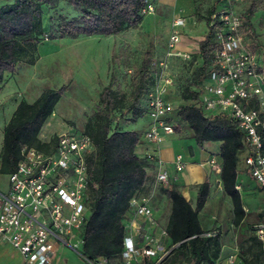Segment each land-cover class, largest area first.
<instances>
[{
  "label": "trees",
  "instance_id": "1",
  "mask_svg": "<svg viewBox=\"0 0 264 264\" xmlns=\"http://www.w3.org/2000/svg\"><path fill=\"white\" fill-rule=\"evenodd\" d=\"M60 1L8 0L0 7V80L9 72L15 73L23 62L30 65L37 62L39 41L47 33L45 7L55 8ZM68 3L77 14L73 17L59 15L51 24L50 39L121 34L140 25L145 17L143 8L149 3L157 6L158 0H68ZM235 5L241 7L236 8V12L242 18L241 33L249 48L263 51L252 18L257 12L264 11V0H247ZM225 6L224 0H217L207 16L200 17L208 26L205 38L199 44L202 66L194 72L193 81L181 93L185 103L177 106L173 113L177 119L189 124L199 146L211 141L222 142L220 178L224 193L231 198L233 224L240 227L247 216L242 193L237 189L241 156L245 150L244 135L237 121L225 114L208 116L199 105L202 84L214 69L213 49L217 46V38L216 26L211 24V20ZM152 54L150 50L146 52L139 70L131 79L129 95L115 88L111 78L109 85L99 94L94 113L84 129L80 130L95 145V150L87 158L91 214L81 233L84 240L81 253L92 263L101 258H122L126 236L124 223L131 211L130 202L136 195L148 193V165L151 159L136 152L142 140L140 132L124 131L112 123L116 112H121L122 118L132 114L133 121L149 112L143 99L150 93L152 84L158 82L157 76L153 77L149 72ZM67 89V84L60 88H48L35 102L23 100L19 103L5 127L2 172H15L23 159L22 150L26 145L46 153L54 151L58 143L57 134L49 141L42 140L40 134ZM210 189L209 181L200 184L197 201L193 205L177 184L169 183L159 188V194L167 196L171 202L166 226L171 252L160 264H218L223 251L222 236L216 230L208 233L201 218ZM252 229L255 231L254 226ZM251 239L243 263L264 264L262 241L256 234ZM176 244L180 245L173 248ZM141 264L156 263L145 259Z\"/></svg>",
  "mask_w": 264,
  "mask_h": 264
},
{
  "label": "built area",
  "instance_id": "2",
  "mask_svg": "<svg viewBox=\"0 0 264 264\" xmlns=\"http://www.w3.org/2000/svg\"><path fill=\"white\" fill-rule=\"evenodd\" d=\"M225 8L213 15L217 46L213 49L214 69L202 84L199 105L208 116L227 115L237 121L244 135V157L247 173L264 188V52L249 48L241 33L242 18L233 6L247 0H224ZM149 3L143 14H150ZM168 40V58L190 54L177 51L181 41L180 27L184 19L173 22ZM157 83L150 91L148 110L152 125L145 136L151 142L162 140L163 135L175 132L168 120L174 104L166 95L172 86V77H165L169 59L154 61ZM160 76V78H159ZM163 79L164 83H161ZM160 80V81H159ZM53 152L46 153L27 146L23 159L10 175V191L0 190V240L9 242L20 252L25 264H51L58 246L81 251L82 231L91 214L88 191L90 175L88 155L95 150L93 140L80 129L69 127L57 134ZM151 160L155 153L149 154ZM163 167V161L157 159ZM216 174L222 166L214 156L209 161ZM174 165L183 172L186 165L178 157ZM156 188L169 185L167 171L160 169L155 177ZM222 184V181H219ZM240 190V185L237 186ZM152 193H141L132 198L130 213L125 219L126 236L122 259L125 264H139L140 258L154 259L156 264L169 255L162 242L167 237L166 227L155 217ZM255 234L264 246V221L258 223ZM210 235V234H208ZM188 264V263H186Z\"/></svg>",
  "mask_w": 264,
  "mask_h": 264
},
{
  "label": "rangeland",
  "instance_id": "3",
  "mask_svg": "<svg viewBox=\"0 0 264 264\" xmlns=\"http://www.w3.org/2000/svg\"><path fill=\"white\" fill-rule=\"evenodd\" d=\"M163 1L158 0L157 6L151 3L154 11L146 14L136 28L118 35L79 36L77 39H50L51 24L59 15L73 17L77 14L68 0H61L55 8L45 7L47 33L39 41L37 62L34 65L23 62L18 65L15 73L9 72L0 80V146L4 139L5 127L18 103L23 100L33 103L45 89L60 88L66 84L67 92L57 104L53 116L43 126L40 137L49 141L68 125L84 129L85 123L96 109L99 94L109 85L111 78L114 79L115 88L118 87L129 95L132 89L131 79L139 70L148 50L153 52L150 67L154 61L170 59L167 45L175 19H184L185 25L179 28L181 39L182 35L198 36V33L204 30V26L200 24L206 23L200 17L205 18L217 0H177L175 5H171L170 0H167V3ZM233 7L235 10L241 8L239 5ZM252 21L260 35L259 42L263 49L261 51L264 52V11L257 12ZM198 26L195 31L193 27ZM194 39L198 40V37ZM191 58L192 60L175 62L171 68L168 67L166 73V77L170 76L175 80L177 95L176 98L175 95H170L169 100L174 105L179 102L176 106L185 103L180 98L181 93L193 81L194 72L202 66L199 54L194 53ZM132 117V114H128L122 118L121 112H116L112 125L122 129L125 123L133 121ZM5 184L4 178L0 181V186ZM248 186L251 193L244 194V206L249 211L246 210L247 216L240 227L233 224L232 202L225 201L226 194L224 199L213 201L201 214L205 230L209 231L208 233H214L216 230L222 236L223 251L218 264H244L243 256L248 251L251 238L255 236L252 226L262 222L264 195L257 187ZM159 188L154 191L153 203L165 210L164 216L168 219L170 209L166 202L159 199ZM162 242L169 250L168 238H162ZM56 252L51 264H125L121 257L101 258L97 263H92L81 251L79 253L65 246L58 247ZM0 264H25V259L10 243L0 240Z\"/></svg>",
  "mask_w": 264,
  "mask_h": 264
},
{
  "label": "crops",
  "instance_id": "4",
  "mask_svg": "<svg viewBox=\"0 0 264 264\" xmlns=\"http://www.w3.org/2000/svg\"><path fill=\"white\" fill-rule=\"evenodd\" d=\"M171 5H175L177 3V0H170ZM8 0H0V7L4 4H6ZM164 3H167V0L163 1ZM177 16H175L176 18ZM200 25L204 26V30H202L200 33L194 35L195 37H198V40H195V37H191V35L184 36L182 35V39L179 42V45L177 46V51L190 54L191 57L194 53L199 54V44L200 41H202L205 38V35L208 31V26L206 23H201ZM199 25V26H200ZM187 26V23H186ZM193 27L195 31L199 28ZM190 28V29H193ZM189 31V29L187 28ZM192 58L188 59L191 60ZM180 60H185L186 59L182 57H171L169 59V66L170 68L175 62H178ZM150 67V66H149ZM170 70V69H169ZM149 72L151 76H155V71H153L152 67L149 68ZM167 73V71H166ZM165 73V77L167 76ZM174 80V78H173ZM157 81V80H156ZM160 81V80H159ZM161 83H164L163 79L160 81ZM155 85L152 84L150 87L152 90ZM166 95L169 98L170 95H175L176 98V85H175V80L174 84L172 86L168 85L167 86V91ZM181 98V97H180ZM171 101V100H170ZM176 103V101H174ZM143 103L148 105L149 103V95L147 94L144 99ZM179 104V102H177ZM176 104V105H177ZM19 105V103H18ZM17 105V107H18ZM174 105V109L176 110L177 106ZM16 107V108H17ZM15 108V110H16ZM14 110V112H15ZM13 112V113H14ZM174 112V111H173ZM171 112L168 116V120L171 121L174 126H175V132L170 133L168 135H163V139L158 141V142H151L146 138L145 134L146 132L150 129L152 119L150 117L149 112L139 116L134 121H130L128 123H125L123 125L122 130H134L137 131L138 133L140 132L141 134V142L137 147L136 152L141 155L142 157L146 158L148 157L149 154H154L156 155V158L154 160H150L149 165H148V175H149V186H148V193L154 192L156 189V181L155 177L156 174L160 169H163L167 171L169 175V180L170 183H175L177 184L182 193L185 194L188 200L192 202L193 205L196 204L197 197H198V186L206 181H209L211 184V189H210V197L205 205V209L202 211H206V209L209 208V205L213 203V201L219 202L221 199H224V191H223V184H221L219 181L221 180L220 175L216 174L213 167L209 164V161L211 160L212 157H216L219 163L221 164V145L222 142L219 141H211L205 143L203 146H199L198 143L195 140V137H193V130L190 128L189 124L186 123L185 121H181L177 119L174 116V113ZM14 115V114H13ZM12 118V116H11ZM10 118V119H11ZM10 122V120H9ZM8 122V123H9ZM7 126V125H6ZM74 126V125H71ZM68 125L64 130H67L69 127ZM77 129H79L78 126H74ZM63 130V131H64ZM81 130V129H80ZM62 132V131H61ZM60 133V132H58ZM57 133V134H58ZM4 140V139H3ZM3 147L4 143L2 142L0 146V168L2 165V152H3ZM245 153L242 154L241 158L244 156ZM181 157L184 162H185V169L183 172H178L176 169V166L174 165L175 160ZM149 158V157H148ZM150 159V158H149ZM157 159L163 161V167L160 168L158 165ZM222 166V164H221ZM10 175L11 174H6L0 170V181L3 180L4 178L6 179V184L5 186H0V190L2 192H9L11 185H10ZM239 185H240V190L239 192L242 193L243 197V202L244 201V194H250V186L252 185L254 187H257L261 193L264 195V188L260 187L256 181L252 177H250L247 173V168L245 163L242 161L240 163L239 167ZM251 186V187H252ZM162 202H166L168 204V209H170L171 202L165 195H161L160 198ZM226 202L231 201V198L227 195L226 197ZM157 203H153V209L155 210V217L157 218L158 222L165 227L167 226V221L168 219L165 218L164 213L165 210L162 209L161 206L157 207ZM245 210L247 212L249 211L248 208L245 207ZM171 211V209H170ZM201 212V214H202ZM264 214V213H263ZM170 215V214H169ZM264 221V218L262 219ZM9 243V242H7ZM11 245V244H10ZM12 246V245H11ZM61 247V246H58ZM57 247V248H58ZM57 252L54 254L53 259L56 257ZM154 262V259L148 258V257H143L140 258V262L143 263L144 260Z\"/></svg>",
  "mask_w": 264,
  "mask_h": 264
},
{
  "label": "water",
  "instance_id": "5",
  "mask_svg": "<svg viewBox=\"0 0 264 264\" xmlns=\"http://www.w3.org/2000/svg\"><path fill=\"white\" fill-rule=\"evenodd\" d=\"M180 244H176L175 246H173V248H175V247H177V246H179Z\"/></svg>",
  "mask_w": 264,
  "mask_h": 264
}]
</instances>
